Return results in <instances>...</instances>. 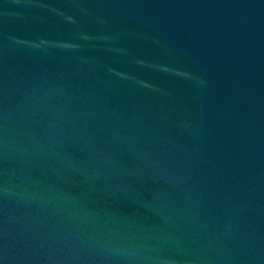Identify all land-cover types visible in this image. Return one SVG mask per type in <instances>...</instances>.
I'll return each mask as SVG.
<instances>
[{"label":"water","instance_id":"95a60500","mask_svg":"<svg viewBox=\"0 0 264 264\" xmlns=\"http://www.w3.org/2000/svg\"><path fill=\"white\" fill-rule=\"evenodd\" d=\"M0 264H264V0H0Z\"/></svg>","mask_w":264,"mask_h":264}]
</instances>
